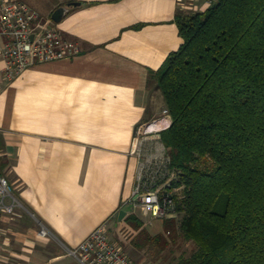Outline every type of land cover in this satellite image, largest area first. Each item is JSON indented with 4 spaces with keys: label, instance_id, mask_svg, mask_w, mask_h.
I'll list each match as a JSON object with an SVG mask.
<instances>
[{
    "label": "crops",
    "instance_id": "crops-1",
    "mask_svg": "<svg viewBox=\"0 0 264 264\" xmlns=\"http://www.w3.org/2000/svg\"><path fill=\"white\" fill-rule=\"evenodd\" d=\"M212 4L66 0L55 23L81 52L12 81L0 35V157L20 203L0 219V264H80L69 249L103 224L110 232L130 226L131 213L157 235L164 220L128 203L139 168L136 129L167 109L155 72L184 41L178 16ZM149 138L147 149L161 142ZM42 227L48 236L39 235Z\"/></svg>",
    "mask_w": 264,
    "mask_h": 264
},
{
    "label": "trees",
    "instance_id": "trees-1",
    "mask_svg": "<svg viewBox=\"0 0 264 264\" xmlns=\"http://www.w3.org/2000/svg\"><path fill=\"white\" fill-rule=\"evenodd\" d=\"M177 23L184 41L155 72L172 116L160 140L183 186L165 231L196 244L182 264H264V0H217ZM125 220L136 248L166 243Z\"/></svg>",
    "mask_w": 264,
    "mask_h": 264
},
{
    "label": "built area",
    "instance_id": "built-area-1",
    "mask_svg": "<svg viewBox=\"0 0 264 264\" xmlns=\"http://www.w3.org/2000/svg\"><path fill=\"white\" fill-rule=\"evenodd\" d=\"M0 35L6 38L5 75L9 81L36 64L72 59L81 52L78 42L67 38L54 21H47L25 0H0ZM163 120L161 127L153 128ZM171 123L170 111L165 109L162 117L140 124L136 129L133 152L138 157L139 168L128 203L141 208L152 219L177 216V195L183 197V186L178 184L179 176L171 166L167 147L160 142L154 149H147L149 137L157 135L160 138V132ZM19 204L13 184L0 171V219L4 213H16ZM49 234L46 227L39 232L40 236ZM69 254L80 264H142L111 237L107 224L95 229L76 248L69 249Z\"/></svg>",
    "mask_w": 264,
    "mask_h": 264
},
{
    "label": "rangeland",
    "instance_id": "rangeland-1",
    "mask_svg": "<svg viewBox=\"0 0 264 264\" xmlns=\"http://www.w3.org/2000/svg\"><path fill=\"white\" fill-rule=\"evenodd\" d=\"M31 3L44 18L51 22L53 12L59 8L60 5L66 0H25ZM62 1V2H61ZM55 22V21H54ZM4 174V173H3ZM7 178L9 176L4 174ZM131 206H128L130 208ZM137 214L141 215V209L139 207H133ZM179 221L182 216H178ZM164 220V219H161ZM157 234H164L167 239H161L150 243L145 248H136L132 240L137 235V231L130 226H123L119 229H111V237L118 241L131 255L133 259L142 264H182L181 259L183 257H189L196 249L194 242L188 241L183 235H178L177 240H171L170 234L165 231L164 226L156 231ZM132 244V246H131Z\"/></svg>",
    "mask_w": 264,
    "mask_h": 264
},
{
    "label": "water",
    "instance_id": "water-1",
    "mask_svg": "<svg viewBox=\"0 0 264 264\" xmlns=\"http://www.w3.org/2000/svg\"><path fill=\"white\" fill-rule=\"evenodd\" d=\"M66 12V9L64 7H59L57 8L54 12H53V15H52V19L56 22H59L61 21L64 13ZM126 214V211L125 210H122L120 212V216L121 218Z\"/></svg>",
    "mask_w": 264,
    "mask_h": 264
}]
</instances>
